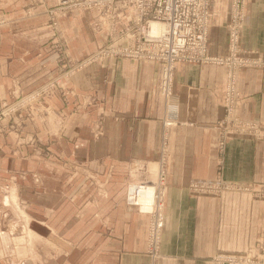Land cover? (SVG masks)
<instances>
[{
	"label": "crops",
	"instance_id": "obj_1",
	"mask_svg": "<svg viewBox=\"0 0 264 264\" xmlns=\"http://www.w3.org/2000/svg\"><path fill=\"white\" fill-rule=\"evenodd\" d=\"M27 1L0 0V7L13 18L4 27L11 33H15V28L50 22L44 5L55 6L56 0H37V8L31 9L26 18L23 5ZM39 1L42 6H38ZM122 16L120 23L126 18ZM227 18L226 3L217 1L211 12L212 25L208 34L212 53L224 51L226 38L222 25ZM245 19L243 48L256 50L264 56V0H248ZM58 23L71 57L75 59L100 47L106 36L104 21L97 9L61 16ZM33 30L30 28L31 32ZM36 35L31 33L33 37ZM31 36L23 37L22 41L16 40L14 35L13 41L8 32L0 33V101L9 95L15 83L20 89H27L54 72L58 58L52 49L53 44ZM113 63L107 59L79 70L74 88L82 103L81 111L71 114L69 106L62 107L66 119L62 134L66 135L64 140L67 142L63 144V150H72V140L86 142L79 147V153L84 160L88 156L93 160L86 161L82 171L95 174L91 177L103 189L105 198L107 194L111 195L112 186L123 187L121 176L128 157L156 156L164 111V101L156 86L160 71L154 63L144 61L137 64L130 60ZM176 70L173 105L182 123L171 138L167 175L171 189L166 202L167 225L161 255L151 258L142 252H127L118 264H211L214 252L241 250L249 246L263 225L264 201L255 200L249 194L229 191L218 197L193 196L180 187L192 178L216 177L219 162V173L224 179L250 181L254 186L263 184L264 137L254 139L248 135H232L219 151L220 131L215 123L223 114L224 69L215 64L184 62ZM239 85V114L264 126V67L243 70ZM93 95L112 107L104 135L98 138L93 137L91 128L103 106L88 107L84 103ZM105 216L101 214V220L102 217L105 220L111 218ZM143 219V216L139 218L141 230H137L135 237L129 231L118 230V224L108 223L105 231L109 234L103 235L102 239L104 261L107 260L105 253L109 255L112 250L143 251ZM108 264H111L110 260Z\"/></svg>",
	"mask_w": 264,
	"mask_h": 264
},
{
	"label": "rangeland",
	"instance_id": "obj_2",
	"mask_svg": "<svg viewBox=\"0 0 264 264\" xmlns=\"http://www.w3.org/2000/svg\"><path fill=\"white\" fill-rule=\"evenodd\" d=\"M247 4L248 0L246 7ZM44 6L51 8L47 4ZM35 8L34 0H28L23 5L26 18L30 16L31 9ZM0 18V33L8 32L10 40L14 41L15 35L16 40L23 41V37L29 38L33 32L37 33L36 38L51 44L58 39L57 36L51 35L56 30L52 26L49 27V22L45 25L36 23L30 27L34 29L32 32L26 25L15 28V33H11L4 27L9 25L13 18L1 7ZM61 36L62 40H65L63 30ZM52 49L57 53L54 45ZM69 58H58L52 75L30 88L20 89L15 83L9 95L0 101V264H106V261L108 264L109 260L111 264H118L127 252H142L151 258H158V255H161L162 238L167 225L166 202L171 189L167 178L171 138L182 122L179 118V124L165 129L164 104L160 134L156 142V156L128 157L121 176L123 187L112 186L111 195L107 194L105 198L102 195L103 189L98 187L95 178L91 177L95 174L82 171L86 161L93 160L90 156L84 160L79 153V147L86 142L72 140V150H63V144L67 142L64 140L66 135L62 134L66 120L62 107L69 106L71 114L81 111L82 103L74 88L76 74L82 68L95 63L82 66V58H72L70 51ZM84 103L88 107L98 104L103 106L91 128L93 137L103 136L112 107L94 95L88 96ZM261 128L264 129V126ZM220 150L223 149L219 146ZM220 167L221 162L218 163L216 177L203 179L220 177L224 185L236 186L239 189L241 185L248 184L256 189L264 187V183L254 186L250 181H228L219 173ZM196 179L201 180L192 178L180 187L193 196H210L196 192L190 186V181ZM141 184L154 187V200L148 209L141 207L142 198L131 192L132 185ZM39 190H42V195ZM225 192L229 190L211 196L218 197ZM256 199L264 201L263 198ZM101 214L111 218L105 220L102 217L101 220ZM142 216L145 224L143 251L112 250L109 255L108 252L105 253L107 260L104 261L102 248L105 245L103 246L102 239L103 235L109 234L105 231L108 223L118 224V230L129 231L131 236L135 237L137 230H141L139 218ZM159 219L163 222L159 223ZM152 229L153 235L158 237L155 244L151 237ZM255 236L254 242L249 246L241 250L236 249L240 252L249 250L252 254L250 259L241 258L239 264H264V219ZM216 254L214 252L212 256Z\"/></svg>",
	"mask_w": 264,
	"mask_h": 264
},
{
	"label": "built area",
	"instance_id": "obj_3",
	"mask_svg": "<svg viewBox=\"0 0 264 264\" xmlns=\"http://www.w3.org/2000/svg\"><path fill=\"white\" fill-rule=\"evenodd\" d=\"M217 1L219 0H56L55 6L45 7V12L50 20L49 27L56 30L51 35L58 38L53 45L60 60L70 58L68 45L62 40V27L58 19L76 11L97 9L104 21L106 36L100 47L82 57V66L107 59L113 60V65L122 60L137 64L144 61L154 63L160 71L156 86L165 104V129L179 124L176 108L172 105L176 67L184 62L221 66L224 69L223 114L216 121V127L220 131L218 146L223 149L226 139L231 135H249L254 138L264 136V129L259 122L245 119L239 114L241 93L238 84L243 70L260 69L264 66V56L242 46V36L247 25V0H221L228 8V18L222 25L226 38L225 48L221 53L210 51V16ZM36 3L37 0H34V5ZM38 6H42L40 1ZM121 16L126 18L120 23ZM43 41L45 42L44 39ZM221 179H196L190 181V186L201 194L218 195L220 191L235 189L234 191L248 192L254 198L264 199V187L256 189L248 184L241 185L239 189L224 185ZM141 186L151 189L149 207H143L148 209L154 200V187L148 184L132 185L131 192L138 194ZM158 222L163 221L159 219ZM152 232L153 229L151 237L155 244L158 237ZM216 253L212 256V264H239L241 258L250 259L252 255L249 250H219Z\"/></svg>",
	"mask_w": 264,
	"mask_h": 264
},
{
	"label": "bare ground",
	"instance_id": "obj_4",
	"mask_svg": "<svg viewBox=\"0 0 264 264\" xmlns=\"http://www.w3.org/2000/svg\"><path fill=\"white\" fill-rule=\"evenodd\" d=\"M154 28H156V27H154ZM138 194L141 195L140 197L143 198V201L141 203L142 207H149L150 198H151V189H150V187H146V188H144L142 186L139 187Z\"/></svg>",
	"mask_w": 264,
	"mask_h": 264
}]
</instances>
